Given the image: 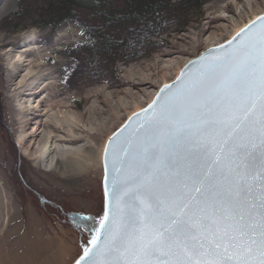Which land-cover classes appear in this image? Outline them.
Returning a JSON list of instances; mask_svg holds the SVG:
<instances>
[{"label": "snow or ice", "instance_id": "1", "mask_svg": "<svg viewBox=\"0 0 264 264\" xmlns=\"http://www.w3.org/2000/svg\"><path fill=\"white\" fill-rule=\"evenodd\" d=\"M258 20V30L253 21L237 33L230 52L175 92L165 85L142 110L125 142L135 153L113 149L102 231L91 230V247L75 264H264V17Z\"/></svg>", "mask_w": 264, "mask_h": 264}, {"label": "rangeland", "instance_id": "2", "mask_svg": "<svg viewBox=\"0 0 264 264\" xmlns=\"http://www.w3.org/2000/svg\"><path fill=\"white\" fill-rule=\"evenodd\" d=\"M17 12V0H0V98L6 127L23 159L25 182L34 193L13 180L14 151L0 138V264H71L86 241L39 210L35 194L65 211L95 215L103 176L97 158L108 137L189 60L264 14V0H209L188 15L183 28L168 27L153 39L145 58L96 67L84 53L87 40L80 27L91 22L92 14L51 30L32 25L30 18L15 19ZM60 119V133L75 131L67 144L93 157L91 170L65 167L69 156H58L52 166L37 156L42 133Z\"/></svg>", "mask_w": 264, "mask_h": 264}, {"label": "trees", "instance_id": "3", "mask_svg": "<svg viewBox=\"0 0 264 264\" xmlns=\"http://www.w3.org/2000/svg\"><path fill=\"white\" fill-rule=\"evenodd\" d=\"M208 1L17 0L18 12L14 18L19 20L30 18L34 20L32 25L36 27L56 30L63 23H80L84 13L92 14L91 22L80 24V27L87 40L83 47L84 53L87 52L88 61L96 67L99 63H134L145 58L153 39L163 35L168 27L173 26L176 30L183 28L187 23L188 15L200 10ZM1 103L0 98V138L9 144L15 155L13 156L15 167L12 171L14 179H12L19 181L28 192L34 193L33 186L25 182L23 159L6 127ZM35 201L34 204L39 210L45 211L49 216L75 231L80 240H85V245H88V241L94 235L91 230L97 228L101 217L102 196L100 210L88 217L73 211H65L62 206L48 201L38 193L35 194ZM50 209H54L55 213L51 214ZM77 217L82 221L79 224L76 223Z\"/></svg>", "mask_w": 264, "mask_h": 264}, {"label": "water", "instance_id": "4", "mask_svg": "<svg viewBox=\"0 0 264 264\" xmlns=\"http://www.w3.org/2000/svg\"><path fill=\"white\" fill-rule=\"evenodd\" d=\"M259 17H264V14L257 16L255 19H253L251 22H249L247 25H245L241 29H245L247 26H250L253 21H256L257 30H258L260 28V21L258 20ZM240 30L236 32L226 42L218 46L209 47L208 49L203 51L199 56L189 60L182 67V69L178 72V74L176 75V77L173 79L172 82L164 84L159 88V90L154 95L153 99L151 100L149 104H147L143 109L130 115L126 119V121L108 137L104 145V149L102 152V158H101L102 172H103L102 181H101L102 210H101V217H100V220L96 228L97 232L102 231L101 223L104 221L105 214L106 212L109 211L111 203H112L110 193H111L112 177L114 174L113 149L124 146V147L129 148L130 155L135 153L136 146L135 145L129 146L125 142L130 137L133 129L138 128L140 126L143 116H144V112L142 110L149 109V105H151L153 101L158 98V95L161 94V89H164L165 85H168L172 89V91L175 92L176 88L174 86L180 85L183 82L187 81L188 79L192 78L203 67L214 62L217 57L223 56L224 54L230 52L233 48H235L240 43V41L239 39L234 40L233 38L237 36V33H239ZM137 114H139L140 119L137 118ZM106 147L109 149L107 159L105 158ZM87 246L91 247L90 244H88ZM82 253L83 251L81 252L80 255H82ZM80 255H78L77 258L71 264H75L76 260L79 258Z\"/></svg>", "mask_w": 264, "mask_h": 264}, {"label": "bare ground", "instance_id": "5", "mask_svg": "<svg viewBox=\"0 0 264 264\" xmlns=\"http://www.w3.org/2000/svg\"><path fill=\"white\" fill-rule=\"evenodd\" d=\"M255 18L256 17L254 16L253 19H255ZM238 31H239V29L236 30V32H238ZM152 99H153V97H152ZM52 124L53 125L49 126L47 128V130L42 133V138H41L40 142L38 143L37 150H36L37 156L41 160H44V161L46 160L49 166L53 165L54 161H56L58 156L61 159H65L67 156H69L71 158L70 159V165H65V167L72 166V168L74 170H81L82 172H85L86 170H91L92 167L94 166L93 157H90V154H87L84 150L83 151L80 149L75 150L74 147L67 144V142L69 141L68 138L71 137L70 135L75 136V134H74L75 131L73 132L71 129H65V131H66V133H68V135L60 133L59 128H57V126L63 128V124H62L61 119L56 120L55 122H52ZM66 126H67V124H66ZM53 134H57V136H53ZM57 138H61L62 140H57ZM20 140L21 139L19 138L18 142H20ZM52 147H54V149H52ZM103 149H104V147L102 148L100 155L97 158L100 161L102 158Z\"/></svg>", "mask_w": 264, "mask_h": 264}]
</instances>
